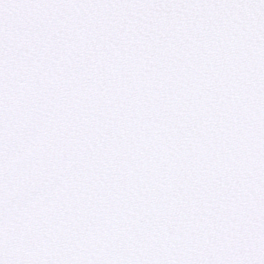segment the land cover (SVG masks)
I'll return each instance as SVG.
<instances>
[{"label":"snow or ice","instance_id":"6c2138e0","mask_svg":"<svg viewBox=\"0 0 264 264\" xmlns=\"http://www.w3.org/2000/svg\"><path fill=\"white\" fill-rule=\"evenodd\" d=\"M0 264H264V0H0Z\"/></svg>","mask_w":264,"mask_h":264}]
</instances>
